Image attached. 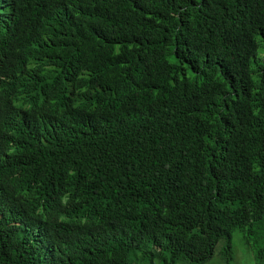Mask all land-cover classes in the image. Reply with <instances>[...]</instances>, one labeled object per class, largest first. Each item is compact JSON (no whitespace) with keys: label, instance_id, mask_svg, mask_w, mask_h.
Wrapping results in <instances>:
<instances>
[{"label":"trees","instance_id":"obj_1","mask_svg":"<svg viewBox=\"0 0 264 264\" xmlns=\"http://www.w3.org/2000/svg\"><path fill=\"white\" fill-rule=\"evenodd\" d=\"M263 220L264 0H0V264H206Z\"/></svg>","mask_w":264,"mask_h":264},{"label":"rangeland","instance_id":"obj_2","mask_svg":"<svg viewBox=\"0 0 264 264\" xmlns=\"http://www.w3.org/2000/svg\"><path fill=\"white\" fill-rule=\"evenodd\" d=\"M264 220L254 225V233L248 235V239L244 238L239 230H233L231 233V259L223 256L221 249L224 240H220L215 244L212 256L206 264H257L255 260L256 248L264 245Z\"/></svg>","mask_w":264,"mask_h":264}]
</instances>
